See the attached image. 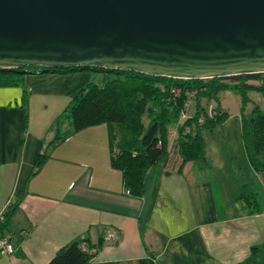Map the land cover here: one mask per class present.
<instances>
[{"label":"crops","instance_id":"0c3cea01","mask_svg":"<svg viewBox=\"0 0 264 264\" xmlns=\"http://www.w3.org/2000/svg\"><path fill=\"white\" fill-rule=\"evenodd\" d=\"M96 79L36 70L22 85L0 87V215L13 210L5 231L14 240L0 264H48L83 239L103 240L93 264H243L252 247L264 249V200L255 214L239 200L245 187L254 195L264 189V175L252 170L243 148L240 106L237 144L219 131L211 145L204 139L206 160L178 173L172 131L166 163L147 172L143 196L134 198L111 168L106 125L49 146L71 130L60 134L73 96ZM44 152L49 157L37 171ZM110 230L116 238L107 241Z\"/></svg>","mask_w":264,"mask_h":264},{"label":"water","instance_id":"95a60500","mask_svg":"<svg viewBox=\"0 0 264 264\" xmlns=\"http://www.w3.org/2000/svg\"><path fill=\"white\" fill-rule=\"evenodd\" d=\"M29 67L264 74V0H0V71Z\"/></svg>","mask_w":264,"mask_h":264},{"label":"trees","instance_id":"16d2710c","mask_svg":"<svg viewBox=\"0 0 264 264\" xmlns=\"http://www.w3.org/2000/svg\"><path fill=\"white\" fill-rule=\"evenodd\" d=\"M31 70L0 71V87L22 85L25 71ZM37 70L49 74L93 70L106 75L104 81L91 82L73 96L65 111L71 130L65 136H56L49 146L87 128L106 125L111 168L121 172L124 188L134 198L143 196L147 172L159 163H166L173 129L181 159L178 173L182 172L186 163L206 160V143L202 132H214L229 119L219 103L220 94L229 90L240 97L241 140L248 163L256 174L264 175V112L254 106L252 112L246 115V106L251 102L249 92H257L264 98V74L181 80L85 67ZM252 81L259 83L253 84ZM191 100L194 102V112L189 116L187 111ZM210 102H214L216 107L208 108L206 104ZM183 115L186 117L183 118ZM48 157L46 152L37 157V171ZM245 188L239 200L245 203L251 214L260 212L256 195L248 193ZM12 215L13 210L10 209L5 213L4 221L0 222V231L11 234L5 229ZM102 246L103 240L96 244L88 239L74 241L62 247L48 264H93ZM243 264H264V249L252 247Z\"/></svg>","mask_w":264,"mask_h":264},{"label":"rangeland","instance_id":"374dc122","mask_svg":"<svg viewBox=\"0 0 264 264\" xmlns=\"http://www.w3.org/2000/svg\"><path fill=\"white\" fill-rule=\"evenodd\" d=\"M27 69H32V72H36L39 67H29ZM83 73H89L93 77H96V81L92 80L93 82H101L106 79V75L103 73H99L93 70L85 71ZM228 83H231V81H228ZM253 84H257L259 82H251ZM248 96L251 100V102L246 106V115H249L254 106L259 107L264 112V98L261 94L257 92H249ZM219 103L225 108L226 112L229 115V119L227 124L223 127L222 130L216 129L213 132L204 130L202 132L203 138L207 141L209 145H211L214 141H216V137L218 136L219 131H222V135L225 136V140L230 142V145L233 146V144H237L238 139V132H239V120H238V110L240 106V97L235 91H225L222 92L219 96ZM190 107L187 111V115L191 116L194 112V102L191 100ZM214 103V102H213ZM206 104V103H205ZM144 122L146 123L145 119ZM70 120L69 118H64L62 120V126L60 130V134L64 135L66 132H68L71 128ZM174 131V129L172 130ZM253 191H249V193H252ZM254 193V192H253ZM255 194L257 195V198L260 200H264V189L260 193L259 191H255ZM261 204V201L259 202Z\"/></svg>","mask_w":264,"mask_h":264},{"label":"built area","instance_id":"2783aa9c","mask_svg":"<svg viewBox=\"0 0 264 264\" xmlns=\"http://www.w3.org/2000/svg\"><path fill=\"white\" fill-rule=\"evenodd\" d=\"M183 118L186 116L183 115ZM4 221V217L0 215V222ZM25 237V234H23ZM116 238V233L114 230H110L108 234L106 235L107 241L114 240ZM14 252V240L13 236L9 233H4L0 231V253L4 254L7 257H10Z\"/></svg>","mask_w":264,"mask_h":264}]
</instances>
